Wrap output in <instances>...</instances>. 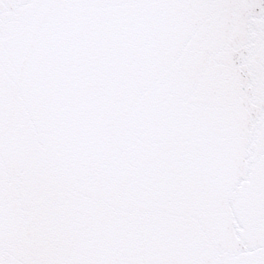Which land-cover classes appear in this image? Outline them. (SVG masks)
Masks as SVG:
<instances>
[{"label": "snow or ice", "instance_id": "obj_1", "mask_svg": "<svg viewBox=\"0 0 264 264\" xmlns=\"http://www.w3.org/2000/svg\"><path fill=\"white\" fill-rule=\"evenodd\" d=\"M0 264H264V0H0Z\"/></svg>", "mask_w": 264, "mask_h": 264}]
</instances>
